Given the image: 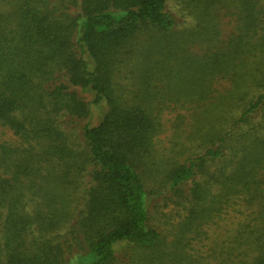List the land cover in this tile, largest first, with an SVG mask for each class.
I'll list each match as a JSON object with an SVG mask.
<instances>
[{"label":"trees","instance_id":"trees-1","mask_svg":"<svg viewBox=\"0 0 264 264\" xmlns=\"http://www.w3.org/2000/svg\"><path fill=\"white\" fill-rule=\"evenodd\" d=\"M215 2L201 1L198 16L211 14ZM232 3L235 35L199 59L180 48L166 0H14L12 12L0 11V123L28 145L2 150L0 264H116L124 247L138 252L140 264L191 262L180 240L169 248L149 223L156 109L171 93L202 101L210 73L245 82L239 71L249 55L264 64V0ZM128 62L139 76L127 100L116 93L115 76ZM252 82L232 132L210 133L196 157L160 181L183 212L182 235L198 234L231 198L264 214V71ZM177 85L187 87L174 92ZM103 107L93 125V110ZM66 129L79 134L80 151ZM12 152L20 157L7 161ZM81 173L88 182L80 190ZM26 194L36 201L32 214ZM256 219L261 227H250L244 240L256 252L251 264H264V221Z\"/></svg>","mask_w":264,"mask_h":264},{"label":"rangeland","instance_id":"rangeland-1","mask_svg":"<svg viewBox=\"0 0 264 264\" xmlns=\"http://www.w3.org/2000/svg\"><path fill=\"white\" fill-rule=\"evenodd\" d=\"M203 0H166L168 10L176 19V31L178 39L184 51L194 59H199L205 52L222 50L228 40L235 35L237 18L235 5L232 0H215L212 13L202 18L197 7ZM14 0H0L1 12H12ZM204 25L207 30L202 36L198 34V26ZM191 37L190 39H188ZM165 47V45H163ZM168 48H173L170 44ZM245 69H240L239 74L245 82L234 84L230 77H222L219 74H208L205 81V98L202 101H185L187 94L174 95L171 93L161 106L158 112L159 132L153 138L152 153L149 159V170L152 177L147 180L151 194L147 199V212L149 223L165 235L169 248L177 241H181L180 251L189 264H251L255 250L245 242L250 227H261L256 218H263L259 215L258 205L248 207L240 199L231 198L226 204L221 205V211L212 220L202 225L198 234L193 232L182 235L178 231V223L183 216L180 207L177 206L174 196H171L160 185L163 176L169 168L184 163L196 157L201 148L200 143L210 133L219 134L232 132V124L238 118L246 99L255 91L251 80L256 79L259 71H264V64L257 55L248 56ZM198 66V65H197ZM138 65L128 62L121 67L115 76L116 93L127 99L131 93L138 89ZM136 71V74L134 73ZM134 73V74H133ZM183 86H174L173 91L182 90ZM187 87V86H186ZM186 95V96H185ZM97 108L93 110V125L101 118L106 110ZM207 117V118H206ZM258 121H256L257 123ZM199 132L196 134V130ZM68 139L74 151L81 150V139L76 131L66 129ZM264 135V130H260ZM11 148L21 151L28 147L25 142L13 135V133L0 123V177L5 175L3 148ZM12 152L7 161L20 157ZM88 178L81 173L77 178V185L82 187L87 184ZM190 185H188L189 187ZM187 193V188H184ZM215 191H208L211 195ZM26 211L32 214L36 209V201L26 194ZM181 214V216H180ZM4 210L0 209V250L2 249V221ZM264 230V228H262ZM66 227L47 237L62 235ZM36 233H32L35 236ZM164 249H167L165 246ZM1 256V253H0ZM119 263L116 264H140L136 263L141 259L137 251L128 252V248H120L117 252ZM77 261V260H75Z\"/></svg>","mask_w":264,"mask_h":264}]
</instances>
